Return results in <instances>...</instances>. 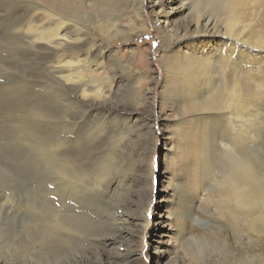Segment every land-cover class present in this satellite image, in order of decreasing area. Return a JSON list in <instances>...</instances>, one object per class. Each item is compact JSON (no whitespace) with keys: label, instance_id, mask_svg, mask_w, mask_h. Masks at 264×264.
<instances>
[{"label":"rangeland","instance_id":"1","mask_svg":"<svg viewBox=\"0 0 264 264\" xmlns=\"http://www.w3.org/2000/svg\"><path fill=\"white\" fill-rule=\"evenodd\" d=\"M125 1L116 3L125 14L110 38L93 27L94 12H79L99 51L110 49L116 62L131 68L117 70L118 91L109 102L83 106L47 69L59 55L27 40L39 31L36 0H0V264H264V228L252 231L246 221L221 215L209 196L219 190L213 170H195V159H210L209 148L195 157L198 144L184 149L178 137L180 127L194 126L198 117L194 110L183 113L182 100L164 98L177 40L162 33L165 19H154L150 0H143L146 27L138 31L135 9ZM248 12L244 42H264V11ZM16 21L18 31L12 30ZM180 21L168 18L172 26ZM135 74L142 77L137 91ZM25 128L32 139L19 140ZM253 140L247 137L242 153L263 163L264 134L251 151ZM184 206L191 215L183 214Z\"/></svg>","mask_w":264,"mask_h":264},{"label":"bare ground","instance_id":"2","mask_svg":"<svg viewBox=\"0 0 264 264\" xmlns=\"http://www.w3.org/2000/svg\"><path fill=\"white\" fill-rule=\"evenodd\" d=\"M50 1L57 2L49 0L48 3ZM71 1L61 0L62 4H48L46 0L45 4L44 0H36L38 4H34L33 10L37 11L35 21L40 25L36 28L39 31L35 35L29 34L32 36H27V40L34 49L59 55L60 59L51 58L48 61L47 69L52 71L53 77L81 105L109 102L118 91V81L115 79L117 70L128 72L131 68L119 58L120 61L116 62L117 55L110 49L103 48L104 50L99 51L100 47H96L93 41L96 39L90 41L88 28L80 23L79 12L85 8L94 12L93 16L98 17L95 18L98 21L92 18L95 21L92 22L93 27L110 38L112 33L116 36L119 34L113 23L117 24L120 15L125 14V9L121 7L120 11L117 10L120 0H84L89 4H71ZM129 1L136 12L138 31L144 32L146 20L142 15L143 0ZM150 1L154 19H165V26H160L162 33L177 40V49L171 55V60L167 61L164 98L170 103L182 100L183 113L194 110L198 117L194 126H181L178 137L186 149L198 144L196 150L199 152L193 153L190 150L195 157L208 154L207 147L210 151L209 160L195 159V174L203 172V167L213 170V184L219 186V190L215 192L214 198L211 194L209 196L220 204L221 215L231 222L234 219L246 221L252 231L259 229L258 225L264 228V161L257 164L254 159L242 153L247 137L254 139L249 141L251 151H254L260 144L258 137L264 134V42L256 37H251L249 43L243 40L244 31L250 27L248 11L259 9L263 14L264 0ZM122 4L124 5L123 2ZM174 15L182 19L176 26L168 23V18ZM20 26L16 21L12 30L22 29ZM28 28L24 30L25 33ZM141 79L140 75L135 74L134 90L139 88L138 82ZM246 131L250 132V136ZM31 134L33 133L28 129L27 133L17 135L19 140H23L32 139ZM216 168L219 169L217 172ZM69 172L68 168L65 174ZM197 180L200 181V176ZM195 187L192 188L195 190ZM195 198L198 199L197 196ZM179 206L181 207L180 204ZM177 211H182V207ZM186 213L190 214L187 207L183 209V214ZM194 218L192 216L190 219L196 220ZM180 219L188 221L184 216ZM62 225L66 234L70 233L66 219L62 221ZM183 227L191 235L195 232L186 221ZM203 235L206 239V233Z\"/></svg>","mask_w":264,"mask_h":264}]
</instances>
